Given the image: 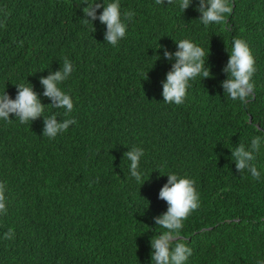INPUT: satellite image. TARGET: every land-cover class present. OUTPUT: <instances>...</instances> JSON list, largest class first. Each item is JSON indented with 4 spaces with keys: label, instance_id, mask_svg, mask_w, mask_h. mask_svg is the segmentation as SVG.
<instances>
[{
    "label": "trees",
    "instance_id": "trees-1",
    "mask_svg": "<svg viewBox=\"0 0 264 264\" xmlns=\"http://www.w3.org/2000/svg\"><path fill=\"white\" fill-rule=\"evenodd\" d=\"M230 2L225 21L205 27L193 6L181 12L177 0H120L121 11L134 15L112 46L98 17L93 26L83 22L80 0H0V92L14 98L17 83L40 92L39 77L68 58L74 70L60 86L73 97L76 119L55 138L42 135V117L0 120L7 203L0 264H151L167 171L193 178L199 192L178 235L192 248L186 264L264 259V178L239 173L230 159L232 146L256 134L251 124L264 128V0ZM181 38L209 50L210 76L190 82L183 104H167L160 81L170 62L155 60L163 52L155 48L175 50ZM234 38L255 59L247 106L220 84ZM52 113L67 118L45 105L43 115ZM126 145L144 149L140 185L128 176ZM254 163L264 166V146Z\"/></svg>",
    "mask_w": 264,
    "mask_h": 264
},
{
    "label": "clouds",
    "instance_id": "clouds-1",
    "mask_svg": "<svg viewBox=\"0 0 264 264\" xmlns=\"http://www.w3.org/2000/svg\"><path fill=\"white\" fill-rule=\"evenodd\" d=\"M160 0H157L159 3ZM85 24H91L98 17L105 26L103 41L112 46L127 35V21L131 20L134 12L121 11L120 0H80ZM193 6L200 13L199 21L205 27L210 24H219L225 21L231 13L230 0H177V6L181 12L189 6ZM97 9H102L99 13ZM175 50L158 44L157 48H163V52L155 51V60L163 58L170 62V68L165 72L162 85L163 101L167 104L181 105L184 103L190 82L196 77L210 76L209 67L205 57L208 55L205 49L189 38L174 40ZM154 49V50H155ZM228 59L222 71L226 74L220 81L223 93L233 101H239L247 106L249 99L253 97L255 84L252 80L256 71L255 59L247 42L242 38H234L231 41V49ZM74 70L72 62L65 58L57 70H50L47 75L39 77L42 90L37 92L31 83H17L14 98L4 90L0 92V120L10 121L12 117L18 119L20 124L33 121L38 117L43 119L42 135L55 138L59 133L65 132L70 125L76 123V119L69 114L74 111V100L69 92L60 85L68 79ZM146 75V74H145ZM41 97L49 98L50 102L42 103ZM45 105L54 109H64L67 118L57 119V114L44 116ZM255 131L250 140L232 146L230 159L234 161L236 170L241 173L245 170L257 181L264 178V166L258 167L254 160L264 146V128L259 124L250 125ZM127 146V145H126ZM126 158L128 176L139 185L145 180L141 160L144 149L140 146H127L123 153ZM167 175V180L159 188L158 197L166 201V210L153 217L156 229L155 236L150 238L151 264H186L192 254V248L183 240L178 239L179 233L184 227V221L191 212L200 205L199 192L193 178L175 171L160 172ZM149 175V174H148ZM5 187L0 183V214L7 211ZM257 264H264V259H258Z\"/></svg>",
    "mask_w": 264,
    "mask_h": 264
}]
</instances>
